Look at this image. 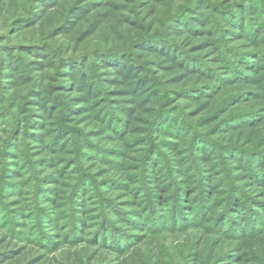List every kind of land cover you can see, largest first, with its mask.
I'll return each instance as SVG.
<instances>
[{
	"label": "trees",
	"instance_id": "trees-1",
	"mask_svg": "<svg viewBox=\"0 0 264 264\" xmlns=\"http://www.w3.org/2000/svg\"><path fill=\"white\" fill-rule=\"evenodd\" d=\"M0 264H264V0H0Z\"/></svg>",
	"mask_w": 264,
	"mask_h": 264
}]
</instances>
